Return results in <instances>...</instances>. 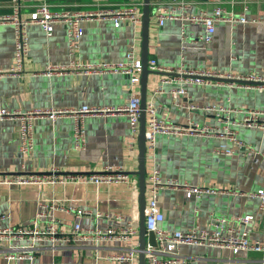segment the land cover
<instances>
[{"label": "crops", "instance_id": "1", "mask_svg": "<svg viewBox=\"0 0 264 264\" xmlns=\"http://www.w3.org/2000/svg\"><path fill=\"white\" fill-rule=\"evenodd\" d=\"M42 0H23L22 14L28 15L33 5ZM54 10H85L95 8L92 0H48ZM128 3L143 0H110ZM159 0H151L152 3ZM168 1V0H162ZM200 7L212 11L222 4L235 13L243 11L241 0H197ZM249 19L261 21L237 23L217 22L210 42L200 39L203 25H189V40L181 35L179 20L158 24L151 12L149 24V60L154 58L161 70L148 75L147 102L155 103L171 125L216 126L221 133H159L154 151L146 153V180L153 166L160 171L159 208L164 220L159 224L168 231L191 227L211 228L218 217L231 221L236 216L254 215L249 227L250 237L264 244V209L259 199L250 193L264 189V133L261 128L231 124L243 148L234 146L222 131L221 122L209 106L244 108L233 112V121H240L246 109L264 110V84L239 83L204 79V83L187 82L189 76L179 69L205 72L222 78H264V0H247ZM12 0H0V14L10 13ZM143 8V7H142ZM153 9V8H152ZM195 10H198L197 8ZM154 11V10H153ZM142 17V15H141ZM29 56L22 76L5 75L0 79V108L74 109L83 105L99 112L87 115L86 147L73 146V120L69 115L52 121L41 117L35 122V147L24 159L18 155V128L15 119L0 118V177H39L53 171L65 182H11L0 184V227H16L31 222L39 210L54 215L63 230H71L75 222L84 228L115 227L120 230L135 222L138 232L133 241L77 240L36 242L31 239L0 244V264H130L114 259L116 254H128L132 246L139 247V203L137 190L125 182L85 181L92 175L126 174L137 180L138 136L133 148L128 145L129 119L121 109L133 91L141 96V84L132 83L130 75L109 68L88 74L72 71L46 75L40 73L47 65L67 64L72 56L67 48L66 24L57 23L51 35L39 24H31ZM14 28L0 24V69L14 62ZM141 22L122 21L115 26L111 19L84 24V33L77 59L87 63L112 64L126 59L133 46L141 59ZM158 71H161L158 73ZM173 73V74H169ZM141 78V76H140ZM184 87L186 93L174 97V90ZM179 102V104H177ZM235 148L231 155L219 154L221 144ZM245 148V149H244ZM246 149L254 154L245 155ZM112 168V169H108ZM190 187L203 189L199 196L188 197ZM146 191V200H147ZM46 205V207H43ZM51 205L75 207L89 211L78 215L74 210L53 209ZM230 226L241 228L237 223ZM148 246V236H146ZM28 254L10 259L9 253ZM31 256V257H30ZM163 264H262L264 251L239 254L210 245L181 244L174 254H159ZM139 264V252L134 253ZM147 262V259H146Z\"/></svg>", "mask_w": 264, "mask_h": 264}, {"label": "built area", "instance_id": "2", "mask_svg": "<svg viewBox=\"0 0 264 264\" xmlns=\"http://www.w3.org/2000/svg\"><path fill=\"white\" fill-rule=\"evenodd\" d=\"M12 10L7 14H0V24L10 23L14 28V62L8 69H0V79L5 75L22 76L25 69V62L29 56V32L28 27L31 24H39L46 34L49 36L54 31L57 23L66 24L67 48L72 59L67 64L47 65L40 73L46 75L66 73L72 71L76 74H88L99 69H113L130 75L132 83H138L142 73V61L135 56L133 46L128 50L126 59L112 64L87 63L77 59L76 53L80 47V40L84 33V24L89 21L111 19L115 26H119L122 21H130L131 23H140L143 4L139 1H131L128 3H113L110 0H92V9H75V10H54L52 4L48 0H42L33 5L32 11L28 15L22 14L23 0H12ZM203 2L197 0H168L156 1L152 3L153 12L156 15L158 24L164 25L167 20H179L181 23L180 35L184 40H189L190 35L187 33L189 25H203L204 34L200 37L205 43L210 42L216 29L217 22H228L232 25L237 23H247L249 21L259 22L261 19H249L246 15L248 10V1L241 0L239 3L243 5V11L235 13L228 10L222 4L214 6L212 11L201 8ZM198 10H195V9ZM148 66L154 70H161L154 58L148 61ZM180 73L189 76L185 81L204 83L202 76H210L205 72L194 70L179 69ZM264 84V78L251 77L247 78ZM174 97L178 94L186 93L184 87H180L173 91ZM179 104V102L177 103ZM206 110L214 111L218 119L224 123L222 133L228 136V139L238 148H243L244 143L238 139L236 131L230 127L231 124L242 125L247 127L261 128L264 133V110L246 109L245 116L240 121H233L231 114L233 112L244 111V108H234L230 106H209ZM118 111L122 112L129 119L130 137L128 145L133 148V144L139 134L140 115H141V96L137 91H133L127 103ZM99 109L83 105L74 109H35L22 111L20 109L0 108V118H12L16 120L18 128V155L19 159L28 156L35 147V122L41 117H47L52 121L60 116L69 115L73 120V146L75 149H84L86 147V125L85 119L87 115L97 113ZM159 133H173L183 135L186 133H221L216 126H199L194 122H189L186 126L169 124L159 110V106L155 103H149L146 106V148L154 151ZM245 149V148H244ZM216 153L231 155L235 152V148L227 144H221L215 149ZM245 155L254 154V150L246 149ZM112 169V168H108ZM113 170V169H112ZM28 178L17 176L0 177L1 183L11 182H65L67 178L59 176L53 169L48 175ZM85 181L93 182H125L131 188L137 190V180L131 179L126 174L118 175H92L85 178ZM162 183L160 180V171L153 166L147 175L146 191L147 204L145 208V225L147 231H153L156 237V246H148L146 252L147 264H163L165 261L159 257V254H174L181 244H203L217 246L229 249L234 254L246 251H264V244L259 240L251 239L249 227L253 223L255 217L252 214L236 216L231 221L225 217H218L212 223L211 228H200L198 226L191 227L187 230L168 231L160 227V223L164 220V214L159 208V189ZM203 189L190 187L186 194L188 197L199 196ZM252 197L259 199V208L264 209V189H258L250 193ZM46 207V205H43ZM53 209L74 210L78 215L89 213L83 209L75 207H60L51 205ZM231 223L241 225V228L230 226ZM138 232V226L135 222H131L128 226L117 230L115 227L107 228H84L79 222H75L72 229L67 231L61 229L59 220L44 210H39L29 224L18 225L16 227H0V244L11 243L17 240L31 239L33 247L35 243L43 240H49L53 244L56 242H72L77 240L94 241L121 239L133 241ZM138 247L132 246L131 252L128 254H116L114 259L119 261H129L134 264V253ZM27 252L9 253L10 259H20L27 256ZM31 257V256H30ZM51 264H58L53 261ZM264 264V263H262Z\"/></svg>", "mask_w": 264, "mask_h": 264}, {"label": "water", "instance_id": "3", "mask_svg": "<svg viewBox=\"0 0 264 264\" xmlns=\"http://www.w3.org/2000/svg\"><path fill=\"white\" fill-rule=\"evenodd\" d=\"M151 12H153L151 6V0H143L142 17H141V30H142V42H141V61H142V73L140 78L141 84V115H140V127L138 134V169L135 174L138 175V203H139V264H147L146 262V250L148 246H156V237L153 231H147L145 225V208L147 204L146 200V102H147V82L148 75L155 71L148 67V46H149V24L151 20ZM161 71H158L160 73ZM173 74V73H169ZM204 79H219L228 82L239 83H262L251 79H234V78H222L215 77L214 75L202 76ZM146 236H148V246H146Z\"/></svg>", "mask_w": 264, "mask_h": 264}]
</instances>
